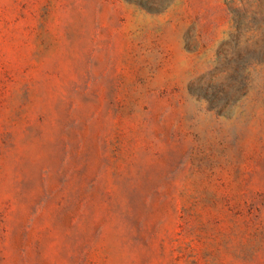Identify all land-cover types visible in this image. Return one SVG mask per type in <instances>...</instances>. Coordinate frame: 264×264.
Listing matches in <instances>:
<instances>
[{"label":"rangeland","instance_id":"rangeland-1","mask_svg":"<svg viewBox=\"0 0 264 264\" xmlns=\"http://www.w3.org/2000/svg\"><path fill=\"white\" fill-rule=\"evenodd\" d=\"M0 264H264V0H0Z\"/></svg>","mask_w":264,"mask_h":264}]
</instances>
